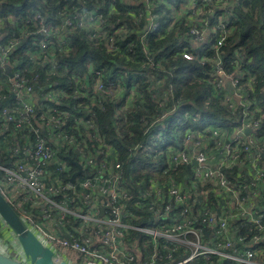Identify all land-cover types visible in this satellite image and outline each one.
<instances>
[{
    "label": "built area",
    "instance_id": "obj_1",
    "mask_svg": "<svg viewBox=\"0 0 264 264\" xmlns=\"http://www.w3.org/2000/svg\"><path fill=\"white\" fill-rule=\"evenodd\" d=\"M64 1L60 17L52 23L45 22L39 14L34 15L33 20L38 22L36 31L43 36L33 43L35 52L27 55L28 62L23 66L14 54L17 46L15 28L19 24L10 13L0 15V101L6 102L1 108L0 154L8 152L13 159L9 164L0 163V193L4 199L58 256L64 258L58 246L71 248L78 251L83 264H191L196 258L210 261L212 255L218 257L220 264L236 260L243 264H264L263 259L257 258L263 253L262 246L256 245L264 237V212H248L245 204L251 200V194L258 196L264 190V129L259 130L264 118V104L257 98L256 73L246 68V58L236 52L232 68L227 69L219 52V47L235 28L233 22L237 16L234 13L241 0H119L130 6V16L136 23L145 20L139 35L143 45L148 42V33L158 36L165 9H172L191 21L192 17L199 19L195 24L197 27L194 25L190 29L192 37L188 40L195 46H210L214 51L211 68L214 76L208 77V81L220 94L224 109L234 115L231 134L226 129L229 123L221 127L222 124L204 127L203 131L212 136L210 145V142L204 143L202 134L194 132V137H191L188 130L184 141L186 145L190 144L187 148L191 153L186 152L187 148L169 152L168 167L162 172L164 176L170 175L169 171L176 170L181 164L196 162L192 164V176L187 179L188 189L185 182L167 176L162 180L150 179L148 187L140 192L139 199L146 203L138 206L158 214L151 221L155 223L152 229L130 223L143 220L128 208L130 190L123 182L118 150L104 140L94 112L87 109L85 112L90 117H78L75 126L78 134L66 132L55 113L56 108L47 103L48 100H56L58 92L51 94L54 90L45 89L36 93L32 85L34 77L29 78L25 74L28 64L34 62L46 65V72L52 73L55 65L49 51L55 42L48 33L50 29L54 30L60 46L68 44L69 33L74 29L86 28L90 38L100 39L108 50H115L114 34L107 30L108 17L114 12L113 4L101 11L78 8L74 0ZM209 4L221 11L212 21L201 13ZM136 5L138 7L134 9ZM4 32H9V35ZM3 33L6 34L4 39ZM182 56L202 63L207 60L206 55L190 53L186 48ZM100 75L99 71L92 72L87 95L113 97L114 86L103 82L104 85ZM227 82L231 84L232 92L226 86ZM34 103L38 104L37 112ZM9 126L14 127L10 129ZM247 128L250 133L245 135ZM89 145L93 146V151ZM59 148H69L71 154L63 156ZM158 153L161 154L159 150ZM233 168L239 172L237 184L224 173V170ZM78 169L79 173L70 181ZM62 173L67 174L65 179L61 177ZM208 182L230 191L226 201L229 209L223 211L222 206L221 212L207 214V224L216 226V235L199 242L202 239L190 222L188 207L191 206L190 199H196L201 188L206 195L204 188ZM159 202L164 205L162 211L155 207ZM176 208H180L179 211ZM230 209L246 214L248 221L253 222L263 235H254L251 242L244 244L243 252H238L232 243L235 231L230 230L226 218ZM216 214L220 215L219 219ZM161 219L166 222L161 223ZM141 233L149 235L152 243L148 244L150 252H146V247L143 252L145 243L144 238L141 242ZM189 233L195 236V241L185 239ZM129 237L134 238V244L128 242ZM159 239H162L160 243ZM238 240L242 238L238 236ZM119 243L121 251H118ZM180 243L187 244L191 251L183 260L185 263L174 259V252L184 250ZM159 247L166 249L163 255L159 253ZM228 247L231 252L226 251ZM147 254H150L149 258ZM14 256L24 259L17 252ZM160 258L162 262L158 263Z\"/></svg>",
    "mask_w": 264,
    "mask_h": 264
},
{
    "label": "trees",
    "instance_id": "obj_2",
    "mask_svg": "<svg viewBox=\"0 0 264 264\" xmlns=\"http://www.w3.org/2000/svg\"><path fill=\"white\" fill-rule=\"evenodd\" d=\"M64 3V0H0V15L10 13L19 24L15 28L17 46L14 54L22 66L28 62L27 55H33L35 52L33 43L43 36L41 32L36 31L38 22L33 20L34 15L39 14L45 22L52 23L60 17L59 11ZM73 3L78 8H97L101 11L113 4L114 12L108 17L107 30L114 34L115 50H108L100 39L90 38L86 28L74 29L69 33L68 44L60 46L54 30L50 29L48 33L55 42L52 51H49L55 65L52 73L46 72V65L34 62L28 64L25 74L29 78L34 77L32 85L36 93L45 89L54 90L50 92L51 94L58 92L57 99L48 100L47 103L56 108L55 113L66 132L78 134L75 127L78 124V117H90L85 112L87 109L94 112L104 140L112 143L118 150L123 182L130 190L128 208L141 217L143 220L141 225L149 224L158 214L138 206L146 203L139 197L140 192L148 187L149 180L152 178L162 180L169 176L178 182L187 183V179L192 176L193 161L179 165L176 170H170V175L162 174L168 167L169 152L184 150L190 146L184 141L190 131L188 135L194 137V132L196 135L202 134L204 143L210 142L211 145L212 136L203 131L204 127L222 124L219 126L221 127L229 123L226 129L234 128L231 122L234 115L224 109L220 94L213 90L208 81V77L214 76L211 71L214 51L207 45L205 47L193 45L179 30L177 33L171 31L163 34L162 23L158 36L148 33V42L143 45L139 35L145 20L136 23L130 16V6L126 2L74 0ZM137 7L136 5L134 9ZM239 8L237 13H234L239 17L233 22L235 28L219 47V52L227 69L232 68L231 63L237 48L244 56L243 59L250 57L251 63H247L246 68L256 73L257 98L264 104V0H241ZM204 11L212 13L211 17L209 14L210 21L221 12L213 4L204 7ZM163 20L160 19L161 22ZM4 33L9 35V32ZM4 33L2 39L6 36ZM185 48L190 53L206 55L207 60L202 63L200 60L183 58L182 52ZM93 71L100 72L102 83H112L114 86L112 90H115L113 97L87 95L86 88L91 82ZM4 104L5 100L0 101V125L1 108ZM34 105L37 112L38 104ZM256 115L258 116V112ZM13 127L9 126L10 129ZM263 129L264 118L259 126V130ZM29 133L34 140V135L30 131ZM8 137L9 135H6V138ZM148 140H151V149L144 151ZM89 149L94 150L92 145H89ZM186 152L190 154L191 149L187 148ZM59 153L64 156L70 155L71 151L69 148H61ZM12 160L8 152L0 154V163L9 164ZM224 173L232 183H238L239 172L236 168L224 170ZM61 177L65 179L67 174L62 173ZM247 183L249 185L248 180ZM204 189L207 191L206 195L204 196L201 188L196 199H190L191 206L188 207L190 222L202 239L199 242L216 235V226L210 227L207 224V214L211 211L221 212L222 206L223 211L229 209L226 203L229 190L215 186L211 182H208ZM250 198L251 200L245 202L248 212L253 213L254 210L264 212V190L258 196L251 194ZM155 207L158 211L164 210L161 202ZM179 209L176 208V211ZM216 216L220 218V215ZM226 218L230 230L235 231L232 243L237 246L238 252L245 250L244 244L251 242L254 235L260 234L263 237L255 224L248 221L246 214L230 209V212L226 213ZM160 221L166 222L164 219ZM4 236H7L6 240L14 242L10 231L0 220V238ZM238 236L242 238L241 241L238 240ZM186 237L195 241V236L191 233ZM161 241L162 239H159V243ZM144 243L143 252L144 247L146 252H150L152 243L149 236H144ZM14 245L18 248L17 255H22L16 242ZM256 245L262 246L263 249V253L257 258L264 260V237L258 240ZM229 248L226 249L227 252H231ZM159 251L163 255L166 249L159 247ZM183 253L187 252L185 250L174 252V259ZM147 257L149 258L150 254H147ZM217 258L216 255H212L210 261L201 258L196 264H220ZM157 262L161 263L162 258ZM230 264L235 263L231 261Z\"/></svg>",
    "mask_w": 264,
    "mask_h": 264
},
{
    "label": "water",
    "instance_id": "obj_3",
    "mask_svg": "<svg viewBox=\"0 0 264 264\" xmlns=\"http://www.w3.org/2000/svg\"><path fill=\"white\" fill-rule=\"evenodd\" d=\"M6 71L9 73L8 67H6ZM226 86L232 92L229 82L226 83ZM248 131L249 129L247 128L245 132L248 133ZM193 163L196 162L193 161ZM78 173L79 169L71 175L70 181H73ZM0 220L10 231L24 258L20 259L0 251V264H72L63 257L58 256L55 251L42 242L4 199L1 193Z\"/></svg>",
    "mask_w": 264,
    "mask_h": 264
},
{
    "label": "rangeland",
    "instance_id": "obj_4",
    "mask_svg": "<svg viewBox=\"0 0 264 264\" xmlns=\"http://www.w3.org/2000/svg\"><path fill=\"white\" fill-rule=\"evenodd\" d=\"M239 9L236 10V13H237V11ZM201 13H202L203 16H206L208 18H210L211 15H212L211 12L206 13L204 10ZM209 14H210V17H209ZM217 15L218 14H216L215 16L217 17ZM162 16L163 15H160V17H162ZM142 17H143V15H142ZM214 18L215 17H213V19ZM192 19H193V21H191L190 18H187L184 15H178L177 12L176 11L173 12L172 9H165V17H164V20L161 22L162 23V27H163V34L171 32V31L177 33V31L179 30L187 38L190 39L192 37V33L190 32V29H192L193 26L199 22V19H197V18L194 19L192 17ZM237 19H239L238 15H237L236 21H237ZM196 27L197 26L195 25V28ZM177 35H180V34H177ZM236 52H237V54L239 56H243L242 53H240V51L238 50V48L235 50V54H236ZM246 60H247V62L249 64L251 63L250 62L251 61L250 57L246 58ZM187 129H189V128H187ZM150 149H151V140H148L147 145L144 147V151H149ZM184 185L187 187V185L185 183H184ZM130 223H132L134 225L143 224V222H133V221H131ZM152 226H155V223L150 222L149 224H146V223L144 224V227L147 228V229H152ZM145 235H146L145 233H141V242H142V240H143ZM146 236H149V235H146ZM6 237L7 236H4V237L0 238V251H2L4 253H7V254H9L11 256H14L16 254V252L18 251V248L14 245L13 241L6 240ZM185 239H188V238L185 237ZM130 241H132L133 244L135 243L134 238H132V237L128 238V242H130ZM141 245L143 246V244H141ZM179 246L183 247V249L187 253H183L182 256H180L179 258L176 259V261H178V262L182 261L181 263H185V261H183V260H185V259H187L189 257L191 251L188 249L187 244L183 245L182 243H180ZM119 247H120V249L118 251H121V249H122L121 248V243H119ZM57 248L63 251L64 255L66 256V258L70 262H72L74 264H83L80 261L78 251L73 250L71 248L63 247V246H58ZM199 259H201V258H199ZM197 260H198V258H196L191 264H196ZM234 263L235 264H243V263H241L238 260L234 261ZM96 264H101V263H96Z\"/></svg>",
    "mask_w": 264,
    "mask_h": 264
},
{
    "label": "crops",
    "instance_id": "obj_5",
    "mask_svg": "<svg viewBox=\"0 0 264 264\" xmlns=\"http://www.w3.org/2000/svg\"><path fill=\"white\" fill-rule=\"evenodd\" d=\"M232 133V129H228V134H231ZM250 132H248V133H246L245 132V130H244V134L245 135H248ZM188 185H187V189H188ZM64 259H66L68 262H70L67 258H66V256L64 255ZM70 263H72V262H70ZM72 264H74V263H72ZM133 264H137V263H133Z\"/></svg>",
    "mask_w": 264,
    "mask_h": 264
}]
</instances>
